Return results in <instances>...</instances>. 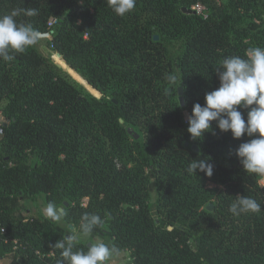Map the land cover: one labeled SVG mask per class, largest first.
<instances>
[{"label": "trees", "instance_id": "1", "mask_svg": "<svg viewBox=\"0 0 264 264\" xmlns=\"http://www.w3.org/2000/svg\"><path fill=\"white\" fill-rule=\"evenodd\" d=\"M199 1L207 18L183 12ZM12 9H35L16 20L39 33L56 17L57 51L85 69L95 88L116 86L117 100L98 111L34 45L11 53L12 61L0 59V113L8 120L0 124V218L7 228L0 259L57 264L62 250L55 243L73 235L71 224L82 234V217L98 214L103 224L90 236L108 237L118 253L129 252L131 264H264L262 175L246 172L236 155L251 138L234 139L213 122L193 140L184 115L219 87L224 58L264 47V0H136L123 17L107 0H0V16ZM240 110L246 119L247 109ZM201 158H210L212 176L188 173ZM38 194L66 211L62 222L23 217V202ZM238 196L254 198L261 211L233 215ZM88 245L78 241L73 251Z\"/></svg>", "mask_w": 264, "mask_h": 264}, {"label": "clouds", "instance_id": "2", "mask_svg": "<svg viewBox=\"0 0 264 264\" xmlns=\"http://www.w3.org/2000/svg\"><path fill=\"white\" fill-rule=\"evenodd\" d=\"M107 4L116 15L123 17L135 8L136 0H107ZM22 11L29 16L37 14L35 9H12L0 16V59L4 61H12L14 56L11 53H23L40 39L39 32L31 25L17 22L16 17ZM216 70L219 87L205 93L203 105H193L192 113L188 116L187 131L195 140L212 130L215 122L221 132L230 131L234 139L247 135L251 139L240 143L236 155L246 172L264 175V47H251L244 57H226ZM166 79L170 84H176L174 74H169ZM241 108L247 109L246 119ZM209 161L210 158L193 160L187 168L188 173L196 175V171L200 170L212 176L213 164ZM229 211L235 216L260 212L261 204L254 198L238 196ZM43 214L45 218L57 222L67 215L63 208L52 202L47 204ZM102 224L100 215L85 214L80 225L81 232L88 236ZM78 241V236L69 235L55 243V247L62 250V259L57 264H113V257L119 252L99 238L91 242L86 251H73Z\"/></svg>", "mask_w": 264, "mask_h": 264}, {"label": "rangeland", "instance_id": "3", "mask_svg": "<svg viewBox=\"0 0 264 264\" xmlns=\"http://www.w3.org/2000/svg\"><path fill=\"white\" fill-rule=\"evenodd\" d=\"M220 3L221 0H218ZM245 11L243 10V13ZM144 19L146 20V17L149 15L147 13H142ZM76 17L78 15L76 14ZM40 34V39L39 41L34 45L35 48L45 57L49 59H55L56 62L61 63L62 60L65 61V59L62 57V55L57 51L56 47L53 45V41L51 39V36H44ZM59 57V58H58ZM61 73L66 76L69 80H71L75 85L80 89V92L91 100L94 104V106L97 108L98 111H101L105 109L111 102V100H117L115 99L114 96V91L117 90V87L114 86L110 89L107 90H100L98 88H95L92 86L87 77V72L85 69H77L71 67L66 61L64 65L60 68ZM180 86H177L176 89L178 88L179 90ZM176 98L179 99V92L177 91ZM185 118L188 119V116L190 115L187 111L184 112ZM8 120L7 118L0 113V124H7ZM131 132L133 130L131 129ZM132 142V138L130 139ZM69 179H66L68 182ZM71 182L68 183V187L70 186ZM210 186L214 187V183H210ZM150 193H151V200L153 203H155L156 198H157V188L154 184L151 185L150 187ZM47 202L45 197L42 194H38L36 198L34 199H29L23 202L22 210H23V217H31L35 215H40L43 214V210L47 206ZM62 208V207H60ZM62 222V220L60 221ZM73 235L78 236L79 241L82 242H88L89 244L91 242H94L95 239L99 238L102 239L105 243L109 244V238L105 236H84L83 234L77 233L75 229H73ZM129 252L122 251L115 255L113 257V264H131V260L129 259ZM5 261V260H4ZM8 261V260H7ZM6 264V261L3 263Z\"/></svg>", "mask_w": 264, "mask_h": 264}, {"label": "built area", "instance_id": "4", "mask_svg": "<svg viewBox=\"0 0 264 264\" xmlns=\"http://www.w3.org/2000/svg\"><path fill=\"white\" fill-rule=\"evenodd\" d=\"M216 1H218V0H216ZM192 9L196 12V14L201 15L204 18H207L208 15H209L208 6L205 3L201 2V1L195 3L192 6ZM56 22H57V18L56 17H52L50 19L49 23H48L49 31L47 33H42L41 35L50 37L51 34H52L53 26H54V24ZM260 184L262 186H264V175H262V177L260 179ZM0 231L3 232V233H5L7 231V228L2 224L1 218H0Z\"/></svg>", "mask_w": 264, "mask_h": 264}, {"label": "water", "instance_id": "5", "mask_svg": "<svg viewBox=\"0 0 264 264\" xmlns=\"http://www.w3.org/2000/svg\"><path fill=\"white\" fill-rule=\"evenodd\" d=\"M183 12H186V13H188V14H196V12L193 10V9H191V8H188V7H183ZM156 38H158V36H156ZM53 61H55V59H53ZM56 62V61H55ZM64 63H65V61H63L62 60V62L61 63H58V65L60 66V67H62L63 65H64ZM178 92H179V96H180V98H179V100H180V104L182 105V106H185V98H184V88H183V86H180L179 87V90H178ZM186 145H188V142H186ZM194 149L195 150H198V146H196V145H194ZM213 208H214V205L212 204V203H210L208 206H207V209H209V210H213ZM70 228L71 229H74V226L71 224L70 225Z\"/></svg>", "mask_w": 264, "mask_h": 264}, {"label": "crops", "instance_id": "6", "mask_svg": "<svg viewBox=\"0 0 264 264\" xmlns=\"http://www.w3.org/2000/svg\"><path fill=\"white\" fill-rule=\"evenodd\" d=\"M6 261V264H9V261H7V260H5ZM4 259L2 260V259H0V264H3L4 262Z\"/></svg>", "mask_w": 264, "mask_h": 264}]
</instances>
